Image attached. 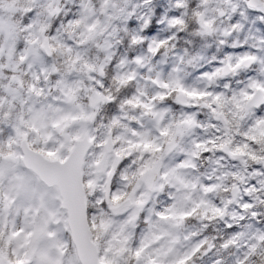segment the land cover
I'll return each instance as SVG.
<instances>
[{"label":"clouds","instance_id":"clouds-1","mask_svg":"<svg viewBox=\"0 0 264 264\" xmlns=\"http://www.w3.org/2000/svg\"><path fill=\"white\" fill-rule=\"evenodd\" d=\"M0 264H264V0H0Z\"/></svg>","mask_w":264,"mask_h":264}]
</instances>
